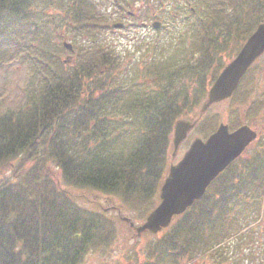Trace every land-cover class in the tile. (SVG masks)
I'll use <instances>...</instances> for the list:
<instances>
[{
	"label": "trees",
	"instance_id": "1",
	"mask_svg": "<svg viewBox=\"0 0 264 264\" xmlns=\"http://www.w3.org/2000/svg\"><path fill=\"white\" fill-rule=\"evenodd\" d=\"M140 1L151 17L169 0ZM198 3L188 18L196 53L166 58L156 47L125 67L97 38L110 23L94 0H0V70L18 61L29 74L23 102L0 111V264H80L111 248L115 221L69 188L143 217L155 207L175 121L195 115L207 84L264 17V0ZM65 40L74 48L67 63ZM253 68L231 101L247 97ZM262 101L247 116L256 113L264 129ZM241 124L233 119L229 128ZM254 148L147 244L142 264H229L224 243L264 236V139ZM257 248L264 264V242Z\"/></svg>",
	"mask_w": 264,
	"mask_h": 264
},
{
	"label": "rangeland",
	"instance_id": "2",
	"mask_svg": "<svg viewBox=\"0 0 264 264\" xmlns=\"http://www.w3.org/2000/svg\"><path fill=\"white\" fill-rule=\"evenodd\" d=\"M96 3L99 5V13L106 15L110 23L109 28L100 31L97 38L102 40L105 44H109L120 54L124 60L123 65L125 67H127L129 63L149 59L150 56H153V51L157 46L164 49L162 52L158 50L159 53H157V55H161L162 57L166 56L167 58V49L178 56L182 55L180 54V49L186 51L185 48L189 47L191 44V41H189L187 37L188 29L186 20L188 19L184 17L186 15H181L177 10L171 11L169 2H166L164 6L156 8L155 10L157 16L156 20L161 22V28L159 30H153L150 27L149 24L151 21L147 22L149 20L147 13L145 14L142 12V16H136L135 19L127 14L128 11L139 14V10H136V8L140 7L138 0H108V2L105 0H97ZM141 20L147 22L145 27L141 25ZM114 23H122L125 25V28L113 31L110 25ZM71 35L72 33L69 35L70 39ZM181 43H183V45H180ZM179 47L180 49L177 51L176 49ZM162 57H159V59L164 60ZM60 58L64 59L63 56H60ZM27 71L26 66L18 61L0 70V111L7 108L18 107L20 103L23 102L24 90L26 89L25 87L29 79ZM247 89L249 93L246 94L247 97L242 100L236 101L234 99L212 106L206 116L201 120L198 127L190 132L185 141L181 143L173 157H171L172 149L170 150L171 156H168V166H170L171 163L175 164L179 161L194 139H204L209 132L208 129H215L219 124L230 123L233 119L241 121L242 124H254L253 120L256 113L249 116H247V114L248 111L252 109L250 107L252 104H255L258 97L263 100L262 102L264 103V55L254 65L252 82ZM260 115L264 116V107L263 111L258 114V119ZM260 118L261 120H259V123L262 121V117ZM205 123H208V125H203ZM259 128L260 125L258 130ZM254 152L255 148L250 147L249 150L245 152V155L246 157H251L254 155ZM4 173L9 174L8 172ZM69 189L72 191V195L77 197V202L79 204L99 211L104 208V211H106L105 214L115 220L118 229L117 238L111 248L87 253L80 264H139L146 260L145 253L147 244L150 241H155L160 238L164 232L156 235L144 234L137 238L134 230L128 228V224L120 222L119 219L120 217H127L137 226L142 224L145 217L139 216L138 213L133 214L123 209L116 200L98 199L96 193L80 192L71 188ZM100 205L102 206L101 208ZM113 208L120 209V213ZM254 230L256 231L259 229ZM250 236L251 237H244V240L239 242L233 237L224 243L225 246L229 245V264H258L259 259H261V251L260 249L257 250V247L264 242V236H254L252 234H250ZM231 247L234 248V250H231Z\"/></svg>",
	"mask_w": 264,
	"mask_h": 264
},
{
	"label": "water",
	"instance_id": "3",
	"mask_svg": "<svg viewBox=\"0 0 264 264\" xmlns=\"http://www.w3.org/2000/svg\"><path fill=\"white\" fill-rule=\"evenodd\" d=\"M154 23L153 27H158ZM122 25L114 27L121 28ZM67 49L71 47L64 44ZM264 52V22L249 37L237 57L221 72L202 105L203 114L213 103L229 98L247 69ZM196 122L178 121L174 127V151L185 139ZM249 127L242 126L232 133L220 125L206 141L196 139L183 158L170 167L160 190V204L150 213L144 224L136 229L138 235L149 231L157 233L166 228L172 218L182 214L202 197L211 181L237 159L245 147L255 139Z\"/></svg>",
	"mask_w": 264,
	"mask_h": 264
}]
</instances>
